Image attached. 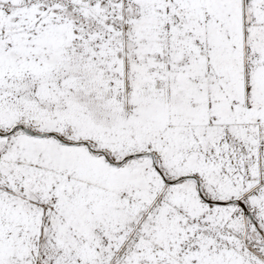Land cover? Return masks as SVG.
Here are the masks:
<instances>
[{"label": "snow or ice", "instance_id": "obj_1", "mask_svg": "<svg viewBox=\"0 0 264 264\" xmlns=\"http://www.w3.org/2000/svg\"><path fill=\"white\" fill-rule=\"evenodd\" d=\"M0 264H264V0H0Z\"/></svg>", "mask_w": 264, "mask_h": 264}]
</instances>
